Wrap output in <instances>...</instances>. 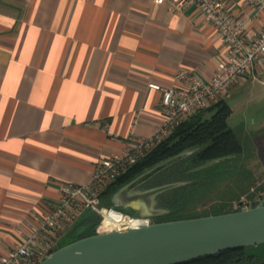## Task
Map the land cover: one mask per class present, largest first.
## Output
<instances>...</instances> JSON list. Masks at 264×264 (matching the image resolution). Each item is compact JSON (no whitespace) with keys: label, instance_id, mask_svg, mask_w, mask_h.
<instances>
[{"label":"crops","instance_id":"crops-1","mask_svg":"<svg viewBox=\"0 0 264 264\" xmlns=\"http://www.w3.org/2000/svg\"><path fill=\"white\" fill-rule=\"evenodd\" d=\"M222 1L248 37L264 25L246 1ZM171 4L0 0V254L53 207L62 183H86L131 129L153 134L161 93L149 82L170 86L183 66L213 75L226 50L216 26L195 5ZM257 81L264 57L240 86Z\"/></svg>","mask_w":264,"mask_h":264},{"label":"built area","instance_id":"built-area-1","mask_svg":"<svg viewBox=\"0 0 264 264\" xmlns=\"http://www.w3.org/2000/svg\"><path fill=\"white\" fill-rule=\"evenodd\" d=\"M244 1L254 9L256 16L264 15V0ZM189 5H195L203 20L216 26L225 43V53L213 75L203 79L193 69L183 66L175 72L170 86L149 82V88L161 93L162 110L153 134L139 136L131 129L123 139L122 149L98 161L86 183H62L58 201L44 212L32 214L28 234L9 251L0 254V264H38L58 248L59 239L85 211L100 216L99 232L139 227L154 221L153 217L132 215L106 204L104 191L175 126L210 107L234 85L241 84L253 64L264 57V25L248 37L244 21L235 17L222 0H172L171 4L177 10ZM104 219L114 223L108 230L102 224Z\"/></svg>","mask_w":264,"mask_h":264},{"label":"water","instance_id":"water-1","mask_svg":"<svg viewBox=\"0 0 264 264\" xmlns=\"http://www.w3.org/2000/svg\"><path fill=\"white\" fill-rule=\"evenodd\" d=\"M192 151L178 153L143 171L117 188L109 196V202L116 207L126 205L138 216L157 217L166 213V209L157 206V196L184 181L134 188ZM227 158L210 160L196 169ZM262 243L264 197L254 206L229 212L100 231L58 247L38 264H180L222 250Z\"/></svg>","mask_w":264,"mask_h":264},{"label":"trees","instance_id":"trees-1","mask_svg":"<svg viewBox=\"0 0 264 264\" xmlns=\"http://www.w3.org/2000/svg\"><path fill=\"white\" fill-rule=\"evenodd\" d=\"M228 112L227 106L223 104V98L218 99L207 109L194 113L175 126L162 141L133 163L104 191V202L113 205L108 200L109 196L121 185L129 182L148 168L178 153L193 150L190 154L161 170L145 182L152 187L168 182H185L157 196V206L166 209L167 212L157 216L154 221L183 219L241 209L240 207L233 208L231 201L238 199L239 195L248 192L253 185H256L255 181H247L242 176V178L235 177L234 179H237V181L231 189L228 188L227 191L229 192L232 189L236 191L235 193L231 192L232 195L228 201H222L223 203L215 207L213 205L209 211L199 210V207L203 204L200 195H198L200 185L209 181L203 173L223 168L225 164L240 159L238 152H245L239 136L227 124ZM226 156H229V158L215 162L208 167L196 169L210 160ZM234 171L239 172V170L233 168L232 172ZM250 177H252L251 174ZM210 181H212L211 177ZM258 193L264 194V181L256 186L255 191L251 193V198L254 199ZM262 197L264 196L254 199L250 205L258 204ZM116 208L123 210L119 207ZM130 214L137 215L135 212H130ZM99 221L100 216L98 214L85 211L65 235L70 237L69 242H72L95 234L99 232L97 228ZM102 224L108 230L107 221L103 220ZM180 264H264V258L247 253L246 247H243L222 250L216 254L201 256Z\"/></svg>","mask_w":264,"mask_h":264},{"label":"rangeland","instance_id":"rangeland-1","mask_svg":"<svg viewBox=\"0 0 264 264\" xmlns=\"http://www.w3.org/2000/svg\"><path fill=\"white\" fill-rule=\"evenodd\" d=\"M250 75L251 70L241 84L234 85L225 95L218 98H223V104L229 110L227 124L239 136L245 152H238L239 160L225 164L223 168L203 173L209 181L200 185L198 195H200L203 204L199 210L209 211L213 205L215 207L224 201H228L232 195L231 192H236L233 189L231 192L227 191L237 181L234 179L235 177L240 178L242 176L247 181H255L256 185L249 189L250 192H244L238 196V199L231 201L233 208H244L246 205L249 206L254 199L264 196V194L258 193L254 199L251 198V193L255 191L256 186L264 181V84L257 81L253 84L240 86L247 81ZM253 79L257 80L254 77ZM246 136L247 138H245ZM233 168L239 172H232ZM250 174L252 177L249 178ZM210 177L212 181H210ZM141 186L145 187L149 184L144 183ZM69 238L67 235H63L59 239L58 247L67 244L71 240ZM246 252L264 258V243L247 246Z\"/></svg>","mask_w":264,"mask_h":264},{"label":"flooded vegetation","instance_id":"flooded-vegetation-1","mask_svg":"<svg viewBox=\"0 0 264 264\" xmlns=\"http://www.w3.org/2000/svg\"><path fill=\"white\" fill-rule=\"evenodd\" d=\"M149 187H152L151 185H149V186H145V187H142L141 185H139V186H137L136 188H134V189H144V188H149ZM121 209H123L125 212H128V213H130V212H133V210L130 208V207H128V206H126V205H122L121 204V206H119ZM157 217H153V220H155Z\"/></svg>","mask_w":264,"mask_h":264},{"label":"bare ground","instance_id":"bare-ground-1","mask_svg":"<svg viewBox=\"0 0 264 264\" xmlns=\"http://www.w3.org/2000/svg\"><path fill=\"white\" fill-rule=\"evenodd\" d=\"M104 220L107 221L108 229H110L114 225V223H112L110 220L108 219H104Z\"/></svg>","mask_w":264,"mask_h":264}]
</instances>
